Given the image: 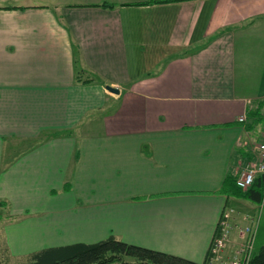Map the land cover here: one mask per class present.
Here are the masks:
<instances>
[{
    "label": "crops",
    "instance_id": "obj_1",
    "mask_svg": "<svg viewBox=\"0 0 264 264\" xmlns=\"http://www.w3.org/2000/svg\"><path fill=\"white\" fill-rule=\"evenodd\" d=\"M260 41L264 0H0V200L31 250L113 236L205 262L222 211L255 204L222 187L264 129ZM86 216L113 222L59 237Z\"/></svg>",
    "mask_w": 264,
    "mask_h": 264
},
{
    "label": "trees",
    "instance_id": "obj_2",
    "mask_svg": "<svg viewBox=\"0 0 264 264\" xmlns=\"http://www.w3.org/2000/svg\"><path fill=\"white\" fill-rule=\"evenodd\" d=\"M85 82L87 81L83 83ZM235 181L236 177H226L222 192L255 204L261 202L264 193L262 176L256 177L246 191L238 188ZM62 190L68 191L69 184L64 183ZM5 205V201L0 200V208H4ZM23 264H207V262L196 263L179 256L128 244L109 236L94 243L78 242L42 248L31 252ZM249 264H264V245L254 252Z\"/></svg>",
    "mask_w": 264,
    "mask_h": 264
},
{
    "label": "rangeland",
    "instance_id": "obj_3",
    "mask_svg": "<svg viewBox=\"0 0 264 264\" xmlns=\"http://www.w3.org/2000/svg\"><path fill=\"white\" fill-rule=\"evenodd\" d=\"M262 46L264 47V43L260 41L259 47L261 48ZM261 53H263V51ZM131 57H130V62H132L134 65V71H136L139 74L147 72L148 65L151 64L152 62L151 59L152 57H150V51L147 50L145 53L136 54V56L135 54H133V59H131ZM256 143L257 142L254 143V141L253 142L250 141V148H251L250 151L254 150V146ZM75 153L79 158V151L77 148L75 149ZM70 173H72L71 167H69L68 169L66 168L64 172L63 170H61L59 174L65 175V179L63 183L71 182L69 178ZM92 174H96V173H92ZM94 191L97 192L103 191V188H98V189L94 188ZM57 193L61 194L63 192L59 190L57 191ZM85 195H87V193ZM95 198L102 200L105 203L103 204L100 201L96 202L95 200H93L95 201L94 204L93 205L89 204L85 208L87 211L90 212H93L94 210L99 211V210H103V208L108 209L109 207L112 206L111 203L108 201V197L106 195ZM78 205H80L79 201H78ZM233 205L236 208H239L238 206H236L237 202L236 204L233 203ZM82 207H84V205ZM242 209L244 210V208ZM246 210L248 216L253 217L256 224V236L254 241V249L256 251L262 245H264V193L262 200L259 204H252L251 208L250 209L246 208ZM11 211L12 210H10V206L5 208H0V214L2 215L0 217V264H23L27 260V256L31 252H33L31 250V248H33L31 244L32 237L30 236L28 237L27 235L30 232H32L33 234L34 231L31 227L27 226L25 222H22L24 219L19 220L18 216H14ZM16 217L18 219L17 221H15ZM86 217L88 218V216ZM18 222L21 223L18 224ZM112 222L113 221H111V219H99L97 218V216L96 218H88L82 222H76L77 224H79L77 225V229L74 226L70 230H65L63 234L60 235L59 237L60 238L66 237L68 234L69 235L67 239H69L72 234L82 239L90 238V236L98 237L102 230H104L105 228L108 229V227L111 226Z\"/></svg>",
    "mask_w": 264,
    "mask_h": 264
},
{
    "label": "built area",
    "instance_id": "obj_4",
    "mask_svg": "<svg viewBox=\"0 0 264 264\" xmlns=\"http://www.w3.org/2000/svg\"><path fill=\"white\" fill-rule=\"evenodd\" d=\"M244 116L238 121L243 122ZM256 157L246 163L235 184L246 191L258 176L264 178V129L254 146ZM256 224L253 217H239L232 209L222 211L211 241L207 264H249L255 249Z\"/></svg>",
    "mask_w": 264,
    "mask_h": 264
},
{
    "label": "water",
    "instance_id": "obj_5",
    "mask_svg": "<svg viewBox=\"0 0 264 264\" xmlns=\"http://www.w3.org/2000/svg\"><path fill=\"white\" fill-rule=\"evenodd\" d=\"M105 89H106L107 91L111 92V93H115V94H118V93H119V91H118L117 89L112 88V87H110V86H105Z\"/></svg>",
    "mask_w": 264,
    "mask_h": 264
}]
</instances>
